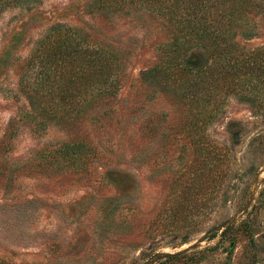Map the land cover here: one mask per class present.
I'll return each mask as SVG.
<instances>
[{"label": "rangeland", "instance_id": "obj_1", "mask_svg": "<svg viewBox=\"0 0 264 264\" xmlns=\"http://www.w3.org/2000/svg\"><path fill=\"white\" fill-rule=\"evenodd\" d=\"M37 1L0 12V140L14 123L0 147V264H264V83L223 96L191 139L182 110L140 74L166 39L161 18L96 0ZM52 26L127 53L104 105L112 112L99 105V118L85 113L74 126L31 112L19 68ZM235 26L240 48L264 50V17ZM74 142L80 155L68 158Z\"/></svg>", "mask_w": 264, "mask_h": 264}, {"label": "trees", "instance_id": "obj_2", "mask_svg": "<svg viewBox=\"0 0 264 264\" xmlns=\"http://www.w3.org/2000/svg\"><path fill=\"white\" fill-rule=\"evenodd\" d=\"M37 2L0 0V12L11 5L29 8ZM95 5L106 11L140 9L161 18L159 27L166 39L155 47V62L140 74L146 86L164 91L182 110L181 130L191 139L201 136L199 126L223 96L253 92L264 83V50L240 48V30L235 26L248 15L264 17V0H96ZM50 30L19 68V86L29 98L31 112L39 120L72 126L85 113L87 119L99 118V105L112 112L111 106L104 105L120 88L126 68L124 49L81 28L52 26ZM194 49L204 55L191 52ZM91 110L96 114H88ZM12 125L11 121L0 140L4 150L13 136ZM73 145L63 152L75 159L80 143ZM95 149L87 140L88 161L95 158ZM207 167L200 165L198 175L203 176Z\"/></svg>", "mask_w": 264, "mask_h": 264}]
</instances>
